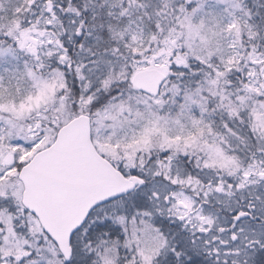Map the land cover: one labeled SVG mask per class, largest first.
<instances>
[{
    "label": "snow or ice",
    "instance_id": "obj_1",
    "mask_svg": "<svg viewBox=\"0 0 264 264\" xmlns=\"http://www.w3.org/2000/svg\"><path fill=\"white\" fill-rule=\"evenodd\" d=\"M0 264H264V0H0Z\"/></svg>",
    "mask_w": 264,
    "mask_h": 264
}]
</instances>
